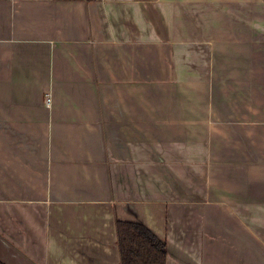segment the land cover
Segmentation results:
<instances>
[{"label": "crops", "instance_id": "crops-1", "mask_svg": "<svg viewBox=\"0 0 264 264\" xmlns=\"http://www.w3.org/2000/svg\"><path fill=\"white\" fill-rule=\"evenodd\" d=\"M118 220L264 264V0H0V261L121 264Z\"/></svg>", "mask_w": 264, "mask_h": 264}, {"label": "trees", "instance_id": "trees-1", "mask_svg": "<svg viewBox=\"0 0 264 264\" xmlns=\"http://www.w3.org/2000/svg\"><path fill=\"white\" fill-rule=\"evenodd\" d=\"M116 229L121 264H166V242L147 226L118 220Z\"/></svg>", "mask_w": 264, "mask_h": 264}, {"label": "built area", "instance_id": "built-area-1", "mask_svg": "<svg viewBox=\"0 0 264 264\" xmlns=\"http://www.w3.org/2000/svg\"><path fill=\"white\" fill-rule=\"evenodd\" d=\"M46 101H47V103H49V101H50L49 95H47Z\"/></svg>", "mask_w": 264, "mask_h": 264}]
</instances>
